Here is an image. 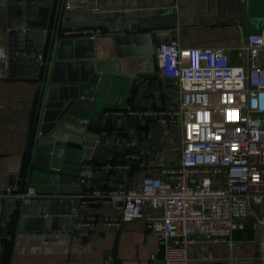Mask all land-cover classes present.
I'll use <instances>...</instances> for the list:
<instances>
[{
	"label": "crops",
	"instance_id": "1",
	"mask_svg": "<svg viewBox=\"0 0 264 264\" xmlns=\"http://www.w3.org/2000/svg\"><path fill=\"white\" fill-rule=\"evenodd\" d=\"M55 4L53 0L49 15L42 12V18L35 22L36 25L47 23L42 37L49 35ZM98 7V11L84 6L71 10L60 8L57 28L62 35L73 30L87 31L84 37L93 35L97 48L110 46L116 33L169 31L163 35L167 40L161 43L222 47L231 64L245 66L246 37L264 27V6H258L253 20L242 25L240 0H98ZM20 11L17 0H0V189L6 188L11 174L19 175L24 166L37 97L36 80L17 74L9 48V32L16 25ZM33 13L25 12L29 16ZM157 47L158 44L154 48L152 72H136L132 58H127L130 62L125 63L131 74L123 73L121 68L123 79H131L129 88L124 92L125 98H118L115 107L103 110L98 121L100 132L90 136V147L85 150L87 159L81 160L78 172L84 181L81 192L117 186L138 189L145 176H158L163 167L177 163L175 152L183 137L179 124L160 123L153 117L106 114L126 105L139 109L174 108L180 96L192 97L180 95L175 80L162 74ZM263 62L264 52L259 51L254 63ZM94 138L100 140L96 146H93ZM52 196L61 201L56 212L71 206L70 214L75 210L82 217L119 214L109 200L85 203L80 195L73 193ZM63 201L69 204L64 205ZM256 213L264 214V202ZM142 214L141 218L122 220L119 224L85 225L75 219L68 228L57 227L59 223L49 228L27 225L25 229L15 230L8 260L9 241H2L0 264H162L161 243L148 222L160 212L144 205ZM231 239L232 244L191 245L190 263L264 264L260 231L253 217L243 228H235Z\"/></svg>",
	"mask_w": 264,
	"mask_h": 264
},
{
	"label": "built area",
	"instance_id": "2",
	"mask_svg": "<svg viewBox=\"0 0 264 264\" xmlns=\"http://www.w3.org/2000/svg\"><path fill=\"white\" fill-rule=\"evenodd\" d=\"M77 6L99 9L98 0H61L63 10ZM87 34L73 30L65 36ZM244 47L245 66L231 64L222 47L158 44L162 74L175 80L180 95L192 97L180 96L174 108L126 105L106 114L179 124L183 137L175 152L178 161L163 167L158 176H145L138 189H85L80 193L83 202L109 200L119 214L82 217L73 210L78 224L108 225L138 219L142 207L148 205L160 212L148 222L161 243L162 264H192L188 256L191 245L232 244V231L243 228L253 217L260 231L264 263V214L254 210L264 202V62L254 63L258 52H264V27L250 33ZM99 141L94 138L93 146ZM33 193L29 188L28 194Z\"/></svg>",
	"mask_w": 264,
	"mask_h": 264
},
{
	"label": "water",
	"instance_id": "3",
	"mask_svg": "<svg viewBox=\"0 0 264 264\" xmlns=\"http://www.w3.org/2000/svg\"><path fill=\"white\" fill-rule=\"evenodd\" d=\"M52 2L17 0L21 11L9 32L17 74L36 80L37 97L24 166L19 175L11 174L6 188L0 189V252L2 241L8 239L6 260L16 229L33 224L73 226L71 206L56 212L61 201L52 195H80L79 166L87 159L90 136L99 134L103 110L115 107L129 88L131 79H123L121 68L131 74L126 66L130 62L127 58H132L136 72H152L155 45L167 40L163 35L169 32L116 33L110 46L97 48L93 38L60 33L57 19L61 0H56L49 35L42 37L47 23L35 22L43 14L49 15ZM240 4L245 26L253 20L255 9L264 6V0H240ZM29 10L34 11L31 16L25 14ZM30 184L33 194H28Z\"/></svg>",
	"mask_w": 264,
	"mask_h": 264
},
{
	"label": "rangeland",
	"instance_id": "4",
	"mask_svg": "<svg viewBox=\"0 0 264 264\" xmlns=\"http://www.w3.org/2000/svg\"><path fill=\"white\" fill-rule=\"evenodd\" d=\"M259 206H260V205H259ZM259 206L254 207V210L258 211V207H259ZM255 208H256V209H255ZM258 213H259V212H258Z\"/></svg>",
	"mask_w": 264,
	"mask_h": 264
},
{
	"label": "trees",
	"instance_id": "5",
	"mask_svg": "<svg viewBox=\"0 0 264 264\" xmlns=\"http://www.w3.org/2000/svg\"><path fill=\"white\" fill-rule=\"evenodd\" d=\"M6 248V247H5ZM6 251V250H5Z\"/></svg>",
	"mask_w": 264,
	"mask_h": 264
}]
</instances>
